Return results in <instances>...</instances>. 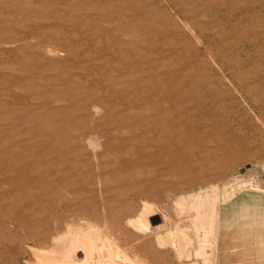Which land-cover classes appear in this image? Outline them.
<instances>
[{
    "label": "rangeland",
    "instance_id": "rangeland-1",
    "mask_svg": "<svg viewBox=\"0 0 264 264\" xmlns=\"http://www.w3.org/2000/svg\"><path fill=\"white\" fill-rule=\"evenodd\" d=\"M83 2L88 4V8L93 4H97L100 8L99 10L98 8L89 9L84 11L85 13L81 11L75 15L78 21L88 20L87 31L91 32L94 28L90 27L92 26L90 24L98 19L100 11L101 13L113 11L112 13L116 14L114 16L124 23L134 21L136 51L147 54L153 60L159 78L169 86L172 85L170 89L160 91L190 106L195 105L191 114L182 110L180 114L188 119L201 117L208 123H217L213 128L218 132L222 129L217 137L223 142L215 145L206 143V146H213L218 156L202 161L203 163L200 162L193 168H189L186 162H182L181 166L186 169L183 172L175 169L173 175L164 177L166 184L161 191L155 189L148 196L139 197L131 194L122 199L117 189L121 182L113 179L110 174L116 167V163L112 160L118 161L113 158L116 155L119 156L118 140L110 139L109 146L106 145L108 141L106 135H99L98 143L89 148L91 153L89 157L84 156L79 159L82 171L72 179L74 194L64 188L55 196L56 204L67 200L71 202L70 208L64 206V209L61 208L58 213H54L46 207L44 211L39 210L35 214V222L48 216L55 220L62 215L65 221L59 230L61 232L69 226L66 228L69 242L66 238L61 240L60 244L56 242L59 244L57 246L51 237L44 245H34L23 238L18 241L19 234L23 236L27 231H22L16 221L7 220L0 231L2 244L5 243L0 247V264H89L90 262V264H209L213 252L218 255L217 264H264V0H220L221 3L219 0H108L105 3L102 0H83ZM21 4L24 11L20 14L22 17H19L15 10L12 12L14 8L12 6L6 5L4 11H0L1 27L3 21H6L18 31L40 19L39 14L35 15L33 9L26 6L28 0ZM68 4L71 6L66 9L75 6L71 2ZM120 5L122 7H119ZM44 7H50L56 11L58 5ZM44 7L40 6L43 9ZM76 7L75 10L78 9ZM120 8H123L122 14ZM64 11H66L65 7L60 12L64 13ZM41 12L42 9L38 13ZM84 14L87 15L82 17ZM31 15L34 19H30ZM56 18L51 19L50 32L53 33L47 36L62 39L65 37L62 33L63 25L70 28L73 20L63 24ZM108 20L106 15L102 24H109ZM9 32L13 34L11 32L14 31ZM97 33L99 35H96L95 40L99 45L103 34L100 31ZM0 36L3 37V35ZM30 40L36 42L40 39L35 35ZM15 47V43L0 42L1 49ZM48 56L54 60H69L66 51L49 52ZM20 62V59L10 58L7 53L4 58L0 54V80L4 79L2 73H5L6 80L15 79L18 73L28 77L29 71L18 70L17 72L12 69V67L21 66ZM56 66L50 70V73L59 78L68 74L82 75L84 79L90 76V70L83 66L77 70L71 69L70 65L67 66L68 68ZM75 84L88 88L81 79ZM16 89L25 90V88ZM57 103L63 104L62 101ZM72 116L74 123L77 124L74 126L81 128L82 132H87L93 127L104 128L101 121L96 120L98 117L105 116L104 110L90 118H85L84 114L81 115L75 110ZM131 134L129 130H126L118 135L131 137ZM124 148L126 153H121L123 158L134 153L133 144L129 143ZM100 153H108L104 159L106 162H111L106 165L107 167H103L106 181L89 176L90 173L96 174L101 170L98 168L102 161ZM152 169L151 166H146L145 172H150ZM62 193L63 196H61ZM144 201H148L149 204L145 212H142L144 210L140 211V209ZM107 204H111L113 209H109ZM118 208H120L119 211ZM83 210L88 212L91 210L90 216H95L94 213L99 212L105 219L102 218L103 221L101 220L100 223L92 221L85 225L80 215ZM110 212L113 215H110ZM152 213L160 216V221L155 224L151 222V217L154 216ZM143 215L147 220L143 218ZM67 219H69L68 223ZM75 223H78L80 227L78 228ZM83 231L90 233V236L85 239L92 244L88 251L92 259L89 256L84 257V260L80 259L79 257L82 256L79 252L82 246L70 244V237L81 235ZM55 234L53 233V236ZM110 237H114L115 242H107L106 238ZM96 242H101L99 245L104 250L101 247L96 248L98 245ZM215 243L217 247L213 248ZM93 246L98 252L93 251ZM100 248L103 250V256L105 254L101 259L97 255L100 253ZM75 258L79 262L74 261Z\"/></svg>",
    "mask_w": 264,
    "mask_h": 264
},
{
    "label": "bare ground",
    "instance_id": "bare-ground-1",
    "mask_svg": "<svg viewBox=\"0 0 264 264\" xmlns=\"http://www.w3.org/2000/svg\"><path fill=\"white\" fill-rule=\"evenodd\" d=\"M23 1L25 0H0V11H4L6 5L12 6L14 7L12 12L15 10L16 14L22 17L20 14L24 13L22 10L23 5L21 4ZM102 1L105 3L108 0ZM70 2L75 5L74 8L77 6L78 9H66V7L71 6L68 4ZM91 2L93 3V1ZM54 4L56 7L58 5L57 8L55 7L56 11L52 10L53 8L44 7L54 6ZM41 5L44 9L40 8ZM104 5L106 6V4ZM26 6L29 9L31 7L35 15L39 14L40 19L37 22L30 24L29 27L18 29V31L14 30L13 25L7 24L6 21H3L2 27L0 26V35H3V37L0 36V42L8 41L15 43L16 46L13 49L0 48V54L3 55V58L5 53L10 58L17 57L21 60L19 63L21 66H18V68L11 66L12 69L17 70V72L18 70L20 72L26 70L30 73L28 77L18 73L13 80H6L5 73H2L4 79L0 80V231L7 220H13L18 223L22 231H27L23 236L19 234L18 241L23 238L34 245H44L48 243L49 237L55 244L56 242L60 244L61 240L68 239L66 228L69 226H66L65 230L61 232L59 230L65 221L62 215L57 216L58 218L55 220H52L47 215L48 217L43 220L35 222V214L39 210L44 211L46 207L54 213H58L59 209L64 206L68 209L70 208L71 202L67 200H62L63 202L60 204L57 202L58 204H56L54 202L55 196L60 194L64 188L73 193L72 179L82 171L79 159L84 156L89 157L88 155L91 154L89 148L94 147L98 143L99 135H106L108 139L106 145L112 138L118 140L119 156L113 157L114 160L118 161L112 160L113 163H116V167L112 168L113 170H111L110 174L113 179L115 178L121 182L117 189L120 191L122 199L131 194L139 197L148 196L155 189L161 191L166 184L164 177L173 175V170L175 169L178 172H183L186 169L181 166L182 162H186L189 168H193L202 161H208L216 157L217 154L214 152L213 146L210 147L205 144L210 142L215 145L218 142H223L217 137V134L219 135L222 129L219 132L215 131L213 127L217 123H208L201 117L185 118V116L180 114V111L191 114L195 105L190 106L185 102L169 97L164 91H160L162 89L168 90L172 85L169 86V84L159 78L156 73V67H154L155 64L147 54L136 51L134 21L132 23H124L120 18L114 16L116 14H113L112 10V12L106 13H101L100 11L98 12L100 13L98 19L93 24H90L92 25L90 27H94L90 32L86 29L89 24L88 20L82 19L83 21H78L75 15L81 11L95 10L99 7L97 4H93V6L88 8V4L84 3L83 0H28V5ZM64 7L66 11L61 13L60 11ZM119 7L122 6L120 5ZM41 9L42 12L38 13ZM122 9L120 8L121 14L123 13ZM85 15L87 14L82 17H85ZM106 15L109 18V24H104V26L102 22ZM117 16L119 15L117 14ZM29 17L34 19L32 18L33 15ZM52 18H56L59 23L63 24L73 20L70 28L63 25L62 33L65 34V37L62 39H54L52 36H47L53 33L50 32L52 29ZM12 30L14 32L11 33L13 34H9V31ZM98 31L103 34L99 45H97L95 40ZM35 35L40 40L32 42L30 38ZM56 51H66L69 60H54L48 56L49 52ZM83 62L85 64H82ZM144 64L145 66L147 64V66L145 67ZM56 65L65 68L70 65V68L75 70L83 66V68L90 70L91 78L89 76L84 79L82 75L78 74H68L59 78L50 73V70L54 69ZM7 67L9 68L8 65ZM80 79L88 88H82L75 84ZM16 88H25V90L19 91ZM58 101H62L63 104H58ZM75 110L81 115L84 114L85 118L97 116L101 110H104L105 116L96 119L101 121L104 128L96 129L93 127L87 132H82L81 128L74 126L77 125L74 123L72 116ZM126 130L132 133L131 137L118 135ZM116 133L117 135L115 136ZM129 143L133 144L134 153L123 158L121 153H124L123 148ZM228 152L230 153V151ZM107 155L108 153H100L102 161H100L98 168L101 170L96 174L90 173L89 176H92L91 178L96 177L106 181L107 177L103 174V167L111 163L106 162L104 159ZM108 157L110 158V156ZM146 166H151L153 169L150 172H145ZM103 180L101 181L103 182ZM106 188L108 189V187ZM115 188L113 187V189ZM61 196H63V193ZM148 204V201H144L140 211L144 210L142 212H145ZM107 207L109 209L112 208L111 204H107ZM119 210L120 208H118ZM214 211L216 210L214 209ZM214 211L212 212L214 213ZM89 212L86 210L80 212L85 225L92 221L100 223L102 218H104L99 212H92L95 216H90ZM1 214L4 215L1 216ZM110 215L113 214L111 213ZM145 219L147 220V218ZM67 220L68 223L69 219ZM72 220L75 221L73 218ZM78 220L81 221L80 219ZM8 224L10 225L9 222ZM75 224L78 226V223ZM76 228L75 230L78 229ZM81 229L83 228L81 227ZM19 232L21 233V230ZM53 233L56 234L53 236ZM87 236H90V233L83 231L81 235L70 237L71 245L80 244L82 246L79 252V255L82 256L79 258H82V260L90 255L88 251L92 244L85 239ZM106 239L107 242H115L114 237ZM2 241V237H0V247L5 244H2ZM67 242H69V239ZM96 243H98L96 248L101 247L99 245L101 242ZM59 244L57 243L56 245L58 246ZM30 246L33 245L30 244ZM101 248L100 253H97L100 259L105 256V254L104 256L102 254L104 249L102 248L103 250H101ZM95 250L94 247L93 251ZM76 258L74 261H76ZM86 261L88 262V260ZM71 262L73 261L71 260Z\"/></svg>",
    "mask_w": 264,
    "mask_h": 264
},
{
    "label": "crops",
    "instance_id": "crops-1",
    "mask_svg": "<svg viewBox=\"0 0 264 264\" xmlns=\"http://www.w3.org/2000/svg\"><path fill=\"white\" fill-rule=\"evenodd\" d=\"M214 246H213V248L216 246V243L215 244H213ZM217 247V246H216ZM217 262H218V255L216 254V253H211V256H210V262H209V264H217Z\"/></svg>",
    "mask_w": 264,
    "mask_h": 264
},
{
    "label": "water",
    "instance_id": "water-1",
    "mask_svg": "<svg viewBox=\"0 0 264 264\" xmlns=\"http://www.w3.org/2000/svg\"><path fill=\"white\" fill-rule=\"evenodd\" d=\"M160 221V216L159 215H154L151 217V222L155 224L156 222Z\"/></svg>",
    "mask_w": 264,
    "mask_h": 264
}]
</instances>
